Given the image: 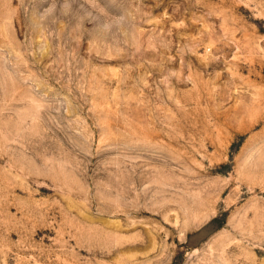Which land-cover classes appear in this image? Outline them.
Listing matches in <instances>:
<instances>
[{
    "label": "rangeland",
    "instance_id": "1",
    "mask_svg": "<svg viewBox=\"0 0 264 264\" xmlns=\"http://www.w3.org/2000/svg\"><path fill=\"white\" fill-rule=\"evenodd\" d=\"M0 264H264V0H0Z\"/></svg>",
    "mask_w": 264,
    "mask_h": 264
}]
</instances>
